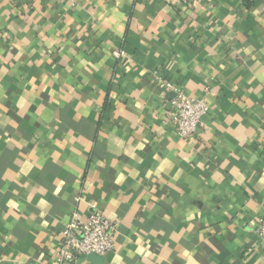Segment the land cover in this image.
<instances>
[{
	"label": "crops",
	"instance_id": "crops-1",
	"mask_svg": "<svg viewBox=\"0 0 264 264\" xmlns=\"http://www.w3.org/2000/svg\"><path fill=\"white\" fill-rule=\"evenodd\" d=\"M93 208L115 248L75 264H264V0H0V264Z\"/></svg>",
	"mask_w": 264,
	"mask_h": 264
},
{
	"label": "built area",
	"instance_id": "built-area-1",
	"mask_svg": "<svg viewBox=\"0 0 264 264\" xmlns=\"http://www.w3.org/2000/svg\"><path fill=\"white\" fill-rule=\"evenodd\" d=\"M123 56L124 51L115 52L117 59ZM158 86L175 94L170 118L180 138L190 141L198 129L204 126L203 118L209 111L206 100L192 98L162 78H158ZM258 233L264 241V216L258 225ZM116 234V224L96 208L91 209L86 222L74 215L63 231L59 263L75 264L82 255L106 256L115 248Z\"/></svg>",
	"mask_w": 264,
	"mask_h": 264
},
{
	"label": "water",
	"instance_id": "water-1",
	"mask_svg": "<svg viewBox=\"0 0 264 264\" xmlns=\"http://www.w3.org/2000/svg\"><path fill=\"white\" fill-rule=\"evenodd\" d=\"M93 256H95V255H93ZM97 257V256H96Z\"/></svg>",
	"mask_w": 264,
	"mask_h": 264
}]
</instances>
